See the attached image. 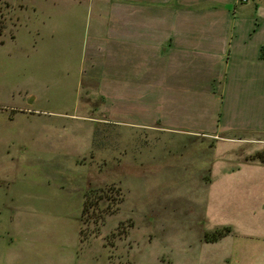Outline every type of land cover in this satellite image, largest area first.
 I'll return each mask as SVG.
<instances>
[{
  "label": "rangeland",
  "instance_id": "rangeland-1",
  "mask_svg": "<svg viewBox=\"0 0 264 264\" xmlns=\"http://www.w3.org/2000/svg\"><path fill=\"white\" fill-rule=\"evenodd\" d=\"M89 1L0 0V264H264V91L127 97Z\"/></svg>",
  "mask_w": 264,
  "mask_h": 264
},
{
  "label": "crops",
  "instance_id": "crops-1",
  "mask_svg": "<svg viewBox=\"0 0 264 264\" xmlns=\"http://www.w3.org/2000/svg\"><path fill=\"white\" fill-rule=\"evenodd\" d=\"M88 11L96 14L97 28L110 19V37H93L85 59L112 62L113 85L124 84L120 92L127 97L156 90L165 106L167 90L179 93L180 103L182 93L218 92L220 86L237 92L248 76L264 91V0H91ZM223 251L227 264H243L234 245Z\"/></svg>",
  "mask_w": 264,
  "mask_h": 264
},
{
  "label": "trees",
  "instance_id": "trees-1",
  "mask_svg": "<svg viewBox=\"0 0 264 264\" xmlns=\"http://www.w3.org/2000/svg\"><path fill=\"white\" fill-rule=\"evenodd\" d=\"M260 59L264 61V45L260 49ZM257 160H260V162L264 164V151L259 152L255 154L254 156H251L250 159H248V161H254V162ZM87 204H88V201L87 199H85L82 214H84V212L87 210ZM231 234H233L232 227L230 226L222 227L221 229L217 230L213 234L207 233L205 235L204 240L206 243L215 244L221 241L222 239L228 237Z\"/></svg>",
  "mask_w": 264,
  "mask_h": 264
},
{
  "label": "built area",
  "instance_id": "built-area-1",
  "mask_svg": "<svg viewBox=\"0 0 264 264\" xmlns=\"http://www.w3.org/2000/svg\"><path fill=\"white\" fill-rule=\"evenodd\" d=\"M241 1V3H243V4H247V3H249L250 1H252V0H240Z\"/></svg>",
  "mask_w": 264,
  "mask_h": 264
}]
</instances>
